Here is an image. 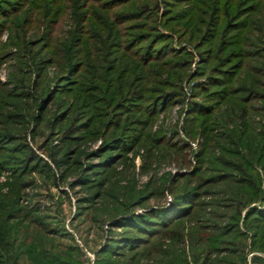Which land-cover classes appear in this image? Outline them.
I'll use <instances>...</instances> for the list:
<instances>
[{"label":"rangeland","instance_id":"rangeland-1","mask_svg":"<svg viewBox=\"0 0 264 264\" xmlns=\"http://www.w3.org/2000/svg\"><path fill=\"white\" fill-rule=\"evenodd\" d=\"M56 1L0 0V150L4 149L0 151L1 199H13L9 197H14V186L18 184L20 204L34 211L32 217L39 220L33 221L45 229L60 230L57 240L63 245L76 244L83 253L84 264H90L85 249L94 254L97 263V252L107 240L126 233L125 228L113 226L116 219L128 215L125 211L139 215L170 206L177 193L185 189H197L201 194L197 197L198 208L204 218L216 224L228 222L233 210L224 205L230 199L240 198L237 189L230 180L211 182L209 179L220 170L238 173L233 165L239 163V158L222 151L216 139L211 138L223 132L220 120L228 110L223 113L222 107L210 117L214 120L212 126L215 125L211 134L207 132V120L202 122L205 109L199 104L218 103V97L208 96L204 88L218 89L212 77L223 79V72L238 61L244 63L237 76L243 85H256L255 88L264 90V0L127 1L126 4H131L127 8L142 11L139 18L129 22L137 27L130 28L131 35H145V40L140 39L137 46H148L155 41L154 51L165 46L169 49L158 60L160 63L151 64L145 95L150 98L161 91L170 94V98L156 109L149 108L148 102L145 111L143 108L135 114L132 111L134 117L129 127L133 126V130L124 124L127 108H106L102 94L96 97L94 110L96 115L99 110L106 111L108 117L93 121L86 116L82 118L89 108L82 107L81 99L86 94L91 97L99 94L95 84L96 88L87 91H81L80 85L75 84L84 71H90L89 65L94 60L88 54L102 55L103 46L115 40L113 35L119 25L125 30L123 23L106 19H113L120 6H111L110 10L100 6L96 8L97 14L92 13L94 22L88 19L84 25L86 32H82V37L89 40L90 52L84 49L83 40L73 55L74 59H83L87 66L78 74L64 77L66 68L57 65V61L65 56V43L75 34L77 16L71 10L74 0H65V4L57 7ZM106 1L99 4L106 5ZM89 3V0L79 1L80 9L87 5L80 13L93 11ZM234 4L237 8H233ZM226 8L230 24L222 36L226 20L222 14ZM190 15L196 19L200 15L207 21L209 15L213 16L209 38L213 37V42L204 43L200 38L204 27L197 20L187 27L186 19ZM241 32L243 45H234ZM158 33L160 39L154 38ZM212 46L217 49L219 61L205 54ZM123 74L115 71L110 76L118 80L125 78L121 77ZM96 76L100 77V73ZM47 95V107L42 111L40 105ZM251 107L249 118L259 129L264 123L263 102L256 99ZM236 122L240 124V120ZM78 123H83L85 128H79ZM122 130L133 131L139 141L127 150H120V159L109 172L105 170L102 174L97 165L103 157L96 153L105 140ZM27 158L34 162L25 163ZM104 178L101 184L100 179ZM138 201L143 202L135 204ZM244 213L245 209L242 217ZM242 222L243 219L241 225ZM191 223L186 220L185 226ZM184 240L178 241L176 247L188 250V237ZM249 242L246 264H250L254 254L264 256L262 252H250Z\"/></svg>","mask_w":264,"mask_h":264},{"label":"trees","instance_id":"trees-1","mask_svg":"<svg viewBox=\"0 0 264 264\" xmlns=\"http://www.w3.org/2000/svg\"><path fill=\"white\" fill-rule=\"evenodd\" d=\"M79 1L74 0L75 4L71 8L77 16L75 17L74 15L75 34L70 35L68 42L65 43V56H62L61 61H57L59 62L57 65L66 68V75L64 77L78 74L79 71L81 72L87 64L83 59H78L79 61L77 58L74 59L73 55L74 49H79L78 46L83 43V40L84 49L88 48L90 52L89 40L86 37H82L86 32L84 27L85 22L88 19L94 22L91 15L92 13L97 14L96 8H100L101 6V8L105 7L106 10H110V8H113L111 6L119 5L121 9L113 13V19H108L107 17L106 19L123 23L125 30H122V25H119L118 30L114 27L113 30H117L113 35L115 40L112 41L111 45L106 44L103 46L102 53H100L102 55H98L97 57L95 52L88 54L94 60L89 65L88 69L90 71H84L80 81L76 79L75 84L80 85L81 91L83 89L87 91L96 85L98 88L95 87L97 90L96 94L99 95L91 97L86 94L81 99L83 102L81 104L82 107L89 108V112H84L85 114L82 118L86 116V119L93 121L96 118L102 120L108 117L106 111L100 112L99 110V114L96 115L94 110L96 97L102 94L105 96L103 100L107 102L104 105L106 108H121V106L127 108L129 115L127 113L124 118V124H126L128 129L129 123H132L131 120L134 117L133 113H131L132 111L134 114L140 111L141 108L145 111L148 102L151 106L149 108L156 109L159 103L169 100L170 94L161 91H158L156 96L150 98L145 95L147 86L145 83L150 81L151 64L160 63L158 60H161L169 49L165 46L166 48L163 47L154 51L155 41H151L148 46L143 44L137 46L140 39H142L141 41L145 40V35L143 33L131 35L129 33L130 28L137 27L129 22L139 18L142 11L127 8L131 4H126V2L131 0H107L106 5H100L99 1L101 0H89V4H92L94 9L92 12H87L86 14L80 13V11L87 8V5H83L82 9H80L79 6L81 4H78ZM66 2L65 0H57L56 7ZM234 6L236 7L233 8H237L238 5L234 4ZM226 9L224 10L226 13L222 14L224 19L226 17V20H224L225 26L222 28L223 32L220 30L222 36L230 24V16L227 13L229 9ZM196 10L198 11L197 8ZM203 18L199 15L196 19L195 15H190L186 19V24L189 27L194 25L193 23L197 20L204 27L200 38L204 43H211L213 42V37L210 40L209 38L212 36L210 33L211 27L214 25L212 23L213 16L209 15V21ZM214 18H217V16ZM205 29L207 33H203ZM249 30L248 24L246 29L247 34ZM238 34L240 35L238 37L239 41L233 44L243 45V32ZM160 37L161 35L158 33L154 38L160 39ZM210 49L205 54H209L211 55L210 58H217L219 61L218 54L215 52L217 50L216 47L215 49ZM96 52H99V50L97 49ZM97 58L104 67L97 63ZM203 60L207 61L205 58ZM243 67L244 63L238 61L234 66L232 65L227 71L223 72V79L212 77V79L214 78V86H219V88L217 87L218 89L212 90L204 88V92L208 91L207 95L211 97L217 96L218 103L214 102V104L204 105L201 102L199 104L200 108L203 107L205 109L202 113L205 116L202 122L207 120V132L211 134L215 130V125L213 124L212 126L211 124L214 123V120H211L215 114L214 112L222 107L224 109L223 113L228 110L226 117L220 120V123H223L221 124L223 132L216 136L211 135V138L212 140L216 139V143H218V147L222 151L232 153L239 158V163L235 162L236 164L234 163L233 165L234 170L238 173L237 175H233L230 171L220 170V173L211 175L209 179H211V182L230 180L234 184V189H237V194L240 198L230 199L228 205H224L226 208L233 210L228 215L229 221L223 224H216L204 218L200 208H198L197 197L201 194L197 189H185L177 193L176 198L170 206L154 208L139 215L133 214L131 210L125 211L124 214L128 215L116 219L113 226L125 228L126 233L107 240L105 245L97 252V263L246 264L248 261L246 247H248L249 241L250 252L264 253V123L257 129L249 118L252 109L251 103L254 100L256 101V99L263 102L261 109L264 111V90L258 87L256 89V85H251V87L243 85L241 79L237 77L241 74L240 71ZM115 71H123L124 74L121 77L125 78H119L118 80L114 78ZM103 72L106 74L105 76ZM96 73H100V77L96 76ZM110 74H113V76H110ZM130 91L132 92L130 93ZM48 96H45L43 102H41L40 110L42 111L47 107ZM123 102L126 103L123 104ZM261 116L264 119V112ZM237 120H240V124L236 122ZM138 122L140 121L138 120L135 123L138 124ZM231 125H233V129H230ZM78 126L79 128H85L83 127V123H78ZM132 127H129V129L133 130ZM121 132L110 140H105L102 148L97 151V156L103 157L101 163L97 165L100 173L105 170L109 172L110 168H113L115 162L120 159V150H127L133 144L138 143L139 138L133 134V131L123 132L122 130ZM220 140L221 142H219ZM30 158H27L25 163L29 162L31 164L34 162V159ZM1 167L2 163H0V170ZM104 180L105 178L100 179L101 184H103ZM14 188H16L13 194L14 197H9L13 199H1L0 193V264H84L85 260L83 261L81 249L76 244L63 245L61 241H58L56 236L59 235L60 230L50 227L45 229L42 225L37 224L39 220L32 217L34 211L24 209L19 202L18 184ZM143 201H138L135 204H141ZM253 203L256 204L253 205ZM243 209H245V213L242 217ZM242 219L241 225L240 220ZM186 220H191L192 223L195 222L196 224L191 223L192 225L185 226ZM185 236L189 240L188 250L176 247L178 241L184 240ZM166 240H169V244ZM250 264H264V256L254 254L251 257Z\"/></svg>","mask_w":264,"mask_h":264},{"label":"built area","instance_id":"built-area-1","mask_svg":"<svg viewBox=\"0 0 264 264\" xmlns=\"http://www.w3.org/2000/svg\"><path fill=\"white\" fill-rule=\"evenodd\" d=\"M86 250V252H87V255L90 257V264H95V262H94V254L93 253H91L90 251H88L87 249H85Z\"/></svg>","mask_w":264,"mask_h":264}]
</instances>
